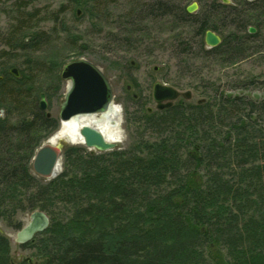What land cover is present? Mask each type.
<instances>
[{
	"label": "trees",
	"instance_id": "16d2710c",
	"mask_svg": "<svg viewBox=\"0 0 264 264\" xmlns=\"http://www.w3.org/2000/svg\"><path fill=\"white\" fill-rule=\"evenodd\" d=\"M81 1L70 0L76 4ZM97 1L96 8L102 10L111 0ZM234 1L235 5H227L213 0L204 12L193 15L187 11V5L153 0L139 11L134 8L130 15L140 14L141 20L171 16L172 23L178 26L191 19L197 26V42L200 41L194 56L238 61L248 56L246 45L258 41L256 34L246 31L250 25L260 26L264 0ZM19 2L21 16L6 44L11 51L36 50L51 37L46 31L31 35L26 32L20 43L17 41L19 32L29 22L31 25L40 11L30 9L33 0ZM209 29H228L226 32L231 34L220 45L206 49L202 36ZM260 41L264 44V35ZM177 46L179 57L193 50L187 41H179ZM7 72L5 68L3 73ZM29 78L5 74L0 80V106L8 107L5 117L0 115V218L6 215V204L21 210L49 211L52 202H73L72 218L64 224L53 218L54 224L42 232L48 234L39 244L44 246L46 264H264V205L258 204L264 202V157H257L264 154V98L227 95L225 100L232 111L225 119L233 123L226 122L220 111L217 115L214 108L208 110L203 105L194 108L196 117L190 120L173 106L155 114L147 113L145 121L156 129L169 121L177 124L174 144H169L171 135L170 139L154 144L146 156L139 152L127 157L125 152H115L118 166L113 164L112 168L97 162L99 155L81 158V163L87 165L83 173L82 168L76 167L70 179L63 171L57 178L42 183L32 172V159L36 149L57 129L59 119L41 109V94L47 89H36ZM55 80L56 91L62 90L64 82L59 74ZM16 107L21 112L13 120ZM244 111L245 118L236 121L234 115ZM216 125L228 129L222 135L210 137ZM220 138L223 142L218 141ZM244 139L249 143L241 144ZM183 143L191 149L186 158L180 159L176 152ZM251 158L254 161L250 162ZM206 162L210 171L202 173L199 170ZM188 166L187 171H181V167ZM217 166L223 171H214ZM197 175L200 177L196 179ZM245 175L253 180L244 179ZM171 177L177 180L175 187L160 194L156 184ZM241 177L247 183L240 185ZM85 192L90 198L82 196ZM146 212L154 218L150 224L140 220ZM123 217L131 218L125 231L124 225L119 224L125 221ZM56 226L60 228L55 230ZM222 239L229 245L228 253L222 250ZM28 244L21 247H29ZM13 262L12 242L0 233V264Z\"/></svg>",
	"mask_w": 264,
	"mask_h": 264
},
{
	"label": "rangeland",
	"instance_id": "374dc122",
	"mask_svg": "<svg viewBox=\"0 0 264 264\" xmlns=\"http://www.w3.org/2000/svg\"><path fill=\"white\" fill-rule=\"evenodd\" d=\"M150 1L153 0H111L110 4L99 10L96 8L98 6L96 0H83L80 4L71 3L70 0H33V6L30 9H39V14L32 18L31 25L29 22L27 27L19 32L17 41L20 43L26 32L31 35L35 32L42 33V31L49 34L50 41L40 45L36 50L14 49L11 51L6 43L16 31L18 17L21 16L20 13L22 12L21 3L19 0H0V80L4 79L5 74L14 77L11 72L13 68L18 70L20 77H30L29 79H32L30 82L35 84L36 89L40 88L42 91L43 88L47 89L44 92L46 93L49 112L57 119L68 82L63 80L64 88L56 91L58 83L55 77L57 74L61 76L64 64L79 58H86L96 64L111 82L114 103L122 112L124 141L109 151L92 150L81 144L63 142L60 160L63 163V171H67L69 179L76 173V167L82 168V173L87 168L85 163H81V158L90 159L92 156L99 155L101 159L99 158L97 162H102L106 166L110 165L112 168L113 164L118 166L116 154H113L115 152H125L124 155L127 157L139 152L140 155L146 156L154 144L164 139H170L171 135L170 146L177 141V124L169 121L156 129L145 121L146 114H150L149 108L153 109L152 113L154 114L158 112L157 104L153 98V89L158 82L174 87L179 91L180 96L172 101V105L179 108L181 114H187L189 120L196 117L194 108L198 105H203L202 107L208 110L214 108L217 115L220 111L225 119L232 111L228 106L229 101L226 102L225 100L229 94L233 96L244 95L254 99L264 98V44L259 41L248 43L246 45L249 49L248 56L238 61L221 62L212 57L194 56L193 53L197 51V44H200V41L197 42L199 40L195 34L197 26L191 19L179 23L178 26L172 23L171 16H150L146 20H141L140 14L130 15L134 8L139 11L140 7ZM168 1H175L180 5H187V7L196 2L198 9L191 14L197 15L205 10L213 0ZM218 1L227 5L236 4L234 0H230V3L223 0ZM62 7L65 9L63 12ZM260 21L258 32L264 35V14ZM227 30L216 31L222 42L231 34V32L227 33ZM202 38L205 41V34ZM179 41L191 43L192 52L179 57V46H177ZM205 47L209 49L207 44ZM8 51L11 52L8 54ZM180 51L182 52V49ZM5 68L8 69L7 73H3ZM187 94H190V97H186ZM7 109L6 106H0V115L5 117ZM20 112L19 108L14 109L12 119H17ZM246 113L245 111L239 112L234 115V118L236 121L244 119ZM226 122L229 120L227 119ZM166 125L168 127L164 128ZM254 125L256 127L257 124ZM262 127V136H264V123ZM227 129L224 125H216L211 130L210 137L222 135ZM58 130L59 128L48 139L52 138ZM187 132L190 134L189 129ZM48 139L46 138L41 146ZM262 139L264 140V137ZM186 140L189 141V139ZM218 141L223 142L222 138ZM247 143H249L248 140L244 139L241 144ZM190 149L191 147L187 143H183L176 155L180 159L181 156L186 158ZM69 155L71 159H68ZM257 157H264V154ZM254 159L251 158L250 162ZM189 168L190 166L181 167V171L185 172ZM192 168L193 166L191 170ZM208 170L210 171L206 162L199 171L206 173ZM213 170L223 171L221 167L218 169V166ZM177 175L182 176L179 172ZM212 175L214 174L210 176ZM199 177L197 175L196 179ZM249 177L245 175L244 179L251 178L253 180L252 177ZM37 178L42 183L49 182V179L38 176ZM176 181L172 177L168 178L166 182L156 184V190L160 194L164 193L166 192L164 189L174 188ZM238 181L240 185L247 183L242 180V177ZM158 192L154 193L158 194ZM85 194L82 196L90 198L86 192ZM258 204L263 206L264 202ZM70 205L73 206L72 209ZM5 207L7 210L4 215H6L0 218V233L12 242L13 264H46L44 246L40 247L39 244L40 241L46 240L48 234L37 233L33 240L29 241V247L25 248H22L14 240L19 229L15 225L24 226L29 221L32 210L17 209L14 208L13 204H6ZM37 209L42 210L41 208ZM73 210V202H52L49 211L44 210L51 219L49 227L54 224L53 218L56 222L63 224L67 222L72 218ZM144 215L148 221L145 217H141V221L149 223L154 219L150 213L146 212ZM123 218L125 221L119 224L124 225L123 231H125L129 229L128 223L131 218ZM83 227L85 226L83 225ZM59 228L60 226H56L55 230ZM92 233L88 232L87 234ZM59 235L61 234L59 233ZM222 244L224 246L223 252L228 253L229 245L226 240L222 239ZM236 249L238 252L241 251L240 248ZM189 255L192 256V254ZM236 256L233 253V258ZM227 258L231 261L228 256Z\"/></svg>",
	"mask_w": 264,
	"mask_h": 264
},
{
	"label": "water",
	"instance_id": "95a60500",
	"mask_svg": "<svg viewBox=\"0 0 264 264\" xmlns=\"http://www.w3.org/2000/svg\"><path fill=\"white\" fill-rule=\"evenodd\" d=\"M229 2V0H223ZM198 9V4L193 2L187 7L188 12H194ZM79 12V10H78ZM254 32L255 28L251 27ZM206 43L210 47L220 44V37L211 30L206 33ZM11 72L20 77L16 68ZM61 77L68 81L64 100L59 112L60 121L69 120L74 116L82 114H98L107 112L113 101L114 92L109 78L94 63L86 58H79L64 64ZM179 92L171 86L160 82L154 86L153 97L158 103V109H164L171 106L172 101L177 99ZM190 97V94L185 95ZM40 107L42 110H48V103L44 93L41 94ZM151 110V108L149 109ZM60 132L58 130L54 135ZM81 134L84 136L86 146L98 150H109L115 147V144L106 140L101 131L90 126H83ZM52 137V138H53ZM52 138L48 139L41 147L36 150L32 161V169L36 175L44 179H51L60 168V158L62 154V145L54 143ZM50 224V218L41 210H36L30 215L28 223L16 233L15 241L25 243L31 240L37 232L45 230Z\"/></svg>",
	"mask_w": 264,
	"mask_h": 264
},
{
	"label": "bare ground",
	"instance_id": "6f19581e",
	"mask_svg": "<svg viewBox=\"0 0 264 264\" xmlns=\"http://www.w3.org/2000/svg\"><path fill=\"white\" fill-rule=\"evenodd\" d=\"M86 125L101 131L109 142L121 143L124 141L122 113L116 103H113L107 112L77 115L62 121L59 127L60 132L52 138V141L57 144L66 141L70 144L83 145L85 140L81 134V128ZM59 169L58 167L56 175L60 173Z\"/></svg>",
	"mask_w": 264,
	"mask_h": 264
},
{
	"label": "flooded vegetation",
	"instance_id": "af4514ba",
	"mask_svg": "<svg viewBox=\"0 0 264 264\" xmlns=\"http://www.w3.org/2000/svg\"><path fill=\"white\" fill-rule=\"evenodd\" d=\"M226 3H230V0H229V2H226ZM231 4H233V3H231ZM255 26H256L257 28L254 27V25H250V26H248L246 32H247L248 34H256L257 37H258V41L261 42V41H260V38H261V36H262L263 34H261V33L258 32L259 25L256 24ZM251 27H254V28H255V31H254V32L251 31ZM209 30H211V31H213L214 33H216V31H214V30H212V29H209ZM207 31H208V30H207ZM207 31L205 32V37H206V33H207ZM217 35H218V34H217ZM218 36L220 37V35H218ZM220 39H221V37H220ZM221 43H222V39H221L220 44H221ZM205 44H207V43H206V39H205ZM220 44H219V45H220ZM207 45H208V44H207ZM208 47H210V46L208 45ZM129 89H130V88H129Z\"/></svg>",
	"mask_w": 264,
	"mask_h": 264
}]
</instances>
